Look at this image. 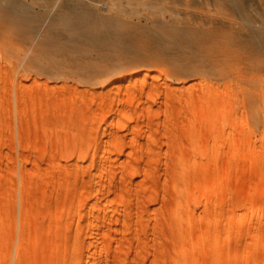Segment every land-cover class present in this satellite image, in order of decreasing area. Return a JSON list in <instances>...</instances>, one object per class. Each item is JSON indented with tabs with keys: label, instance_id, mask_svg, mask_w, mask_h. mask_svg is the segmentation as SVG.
I'll use <instances>...</instances> for the list:
<instances>
[{
	"label": "rangeland",
	"instance_id": "rangeland-1",
	"mask_svg": "<svg viewBox=\"0 0 264 264\" xmlns=\"http://www.w3.org/2000/svg\"><path fill=\"white\" fill-rule=\"evenodd\" d=\"M14 1L44 15L0 18V264H264V0H128L202 44L85 50Z\"/></svg>",
	"mask_w": 264,
	"mask_h": 264
},
{
	"label": "bare ground",
	"instance_id": "bare-ground-1",
	"mask_svg": "<svg viewBox=\"0 0 264 264\" xmlns=\"http://www.w3.org/2000/svg\"><path fill=\"white\" fill-rule=\"evenodd\" d=\"M62 4L64 8L52 14V22L43 32L44 40L49 46L57 45L67 37L70 43L83 50L105 43L130 46L133 38L143 35H150L155 41L160 39L166 45L174 41L181 47L194 48L202 44L203 35L190 31L188 27L169 22L144 25L134 22L132 17L138 15L139 10L128 0L114 1L104 15L82 0H65ZM42 14L35 13L29 6L14 0H0V18L10 17L7 20L22 24V30L37 23L44 15ZM57 21L65 22L61 31L55 28Z\"/></svg>",
	"mask_w": 264,
	"mask_h": 264
}]
</instances>
